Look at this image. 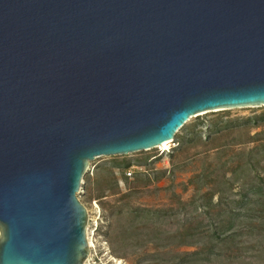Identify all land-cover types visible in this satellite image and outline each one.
<instances>
[{
    "label": "water",
    "instance_id": "obj_1",
    "mask_svg": "<svg viewBox=\"0 0 264 264\" xmlns=\"http://www.w3.org/2000/svg\"><path fill=\"white\" fill-rule=\"evenodd\" d=\"M264 107V0H0V264H85L91 161Z\"/></svg>",
    "mask_w": 264,
    "mask_h": 264
},
{
    "label": "rangeland",
    "instance_id": "obj_2",
    "mask_svg": "<svg viewBox=\"0 0 264 264\" xmlns=\"http://www.w3.org/2000/svg\"><path fill=\"white\" fill-rule=\"evenodd\" d=\"M260 124L264 107L208 113L191 119L166 149L91 161L78 195L87 210L93 246L85 264H181L183 254L197 247L216 253L254 249L256 234L250 223L256 222L246 207H240L245 216L233 222L234 242L199 243L197 238L187 240L186 234L210 235L201 208L217 215V197L211 193L218 191L224 175L230 179L226 186L233 188L222 207L239 208L234 203L242 200L239 187L252 181L247 174L230 176V171L238 168L240 154L256 143ZM190 221L189 229L184 224ZM232 258L192 264H237Z\"/></svg>",
    "mask_w": 264,
    "mask_h": 264
},
{
    "label": "trees",
    "instance_id": "obj_3",
    "mask_svg": "<svg viewBox=\"0 0 264 264\" xmlns=\"http://www.w3.org/2000/svg\"><path fill=\"white\" fill-rule=\"evenodd\" d=\"M262 119V118H261ZM258 118L256 119L257 122ZM224 127L219 129L223 130ZM257 128L260 132L256 134V143L253 147L249 148L244 153H241V160L239 159V166L236 170L230 171V176L235 175H249L251 184L245 186L243 184L239 189V195L242 196V200L236 201L234 203L238 204L239 208L227 209L223 206L224 198L228 192L231 193L233 186L231 184L229 187L230 179L227 176L222 177V181L219 184L218 191L211 193V196L217 197V203L215 208H217V215L211 216L208 211L201 208V211L206 219L207 226L209 228V236L206 234H195L189 232L186 234L187 240H196L200 243V240L206 239L207 242L213 243H224L228 244L235 241L236 232L234 231L233 222L242 219L245 214L240 212V207H246L247 215L250 219H254L256 224H251V232L256 234L255 248L252 250L242 251L241 249H236V253H232L231 249H224L219 253L213 252V250L208 249L206 246L197 247V250L193 252H186L183 254L181 259V264H192L197 261L203 262H226L228 258L232 257V260L236 261L237 264H264V138H259L264 134V125H258ZM218 130V131H219ZM219 131V132H220ZM231 178V177H229ZM246 198V199H245ZM247 201H245V200ZM191 221L185 223L187 228H191ZM240 230V229H237ZM191 231V230H190Z\"/></svg>",
    "mask_w": 264,
    "mask_h": 264
},
{
    "label": "bare ground",
    "instance_id": "obj_4",
    "mask_svg": "<svg viewBox=\"0 0 264 264\" xmlns=\"http://www.w3.org/2000/svg\"><path fill=\"white\" fill-rule=\"evenodd\" d=\"M170 144H171V141H169V143H167V144L160 145L158 148L166 149V148H168V146H169ZM87 241H88L89 248L91 249V247H92V243L90 242L89 234H87ZM86 262H87V261H86Z\"/></svg>",
    "mask_w": 264,
    "mask_h": 264
},
{
    "label": "built area",
    "instance_id": "obj_5",
    "mask_svg": "<svg viewBox=\"0 0 264 264\" xmlns=\"http://www.w3.org/2000/svg\"><path fill=\"white\" fill-rule=\"evenodd\" d=\"M127 176L128 177H131L132 176V172L131 171H129L128 173H127ZM93 247V246H92ZM90 257V256H89ZM89 259V258H88Z\"/></svg>",
    "mask_w": 264,
    "mask_h": 264
}]
</instances>
